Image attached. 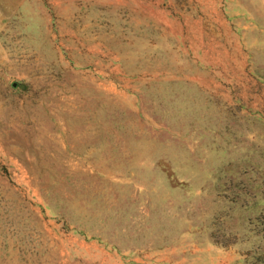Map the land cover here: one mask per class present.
<instances>
[{"label": "rangeland", "instance_id": "rangeland-1", "mask_svg": "<svg viewBox=\"0 0 264 264\" xmlns=\"http://www.w3.org/2000/svg\"><path fill=\"white\" fill-rule=\"evenodd\" d=\"M0 264H264V0H0Z\"/></svg>", "mask_w": 264, "mask_h": 264}, {"label": "water", "instance_id": "water-1", "mask_svg": "<svg viewBox=\"0 0 264 264\" xmlns=\"http://www.w3.org/2000/svg\"><path fill=\"white\" fill-rule=\"evenodd\" d=\"M14 84H15V81L12 82V85H14Z\"/></svg>", "mask_w": 264, "mask_h": 264}]
</instances>
